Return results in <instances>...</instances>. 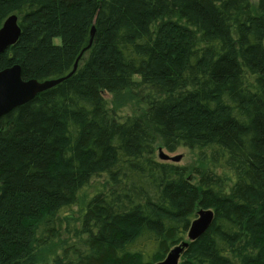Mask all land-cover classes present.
<instances>
[{
	"label": "trees",
	"instance_id": "trees-1",
	"mask_svg": "<svg viewBox=\"0 0 264 264\" xmlns=\"http://www.w3.org/2000/svg\"><path fill=\"white\" fill-rule=\"evenodd\" d=\"M12 15L0 72L60 79L83 55L0 121V264H158L200 210L214 222L180 264H264V0H0V28Z\"/></svg>",
	"mask_w": 264,
	"mask_h": 264
},
{
	"label": "water",
	"instance_id": "water-1",
	"mask_svg": "<svg viewBox=\"0 0 264 264\" xmlns=\"http://www.w3.org/2000/svg\"><path fill=\"white\" fill-rule=\"evenodd\" d=\"M21 27L17 15L10 16L0 28V56L12 46L16 45L21 37ZM95 29L92 30V38L89 47L93 43ZM88 47V48H89ZM83 55V53H82ZM82 55L77 59L73 71L66 77L52 79L40 82L38 80H24L22 77V68L20 65L5 69L0 72V121L3 117L11 113L18 107H21L33 101L39 94L46 92L65 80L72 77L79 66ZM182 156L171 157L164 153L163 149L159 150V160L178 164ZM215 219V213L212 210H200L197 218L193 221L188 231V241L172 249L168 256L158 264H180V260L188 249L191 242H195L203 237Z\"/></svg>",
	"mask_w": 264,
	"mask_h": 264
},
{
	"label": "rangeland",
	"instance_id": "rangeland-1",
	"mask_svg": "<svg viewBox=\"0 0 264 264\" xmlns=\"http://www.w3.org/2000/svg\"><path fill=\"white\" fill-rule=\"evenodd\" d=\"M254 7L257 6L258 0H251ZM105 98L109 104V107L115 111V114L119 117H127L131 115H139L145 111V104L141 100L131 97L130 95H125L120 98H115L113 95L105 94ZM139 98V97H138ZM163 149L164 153L170 155L171 157L182 156V160L178 165L180 166H197L198 160L196 152L190 149H179L175 153L167 152L161 145L156 148V157L159 159V150ZM103 178H95L90 183L89 187L81 193L80 202L76 206L72 207L69 211V215H72L71 219L74 221L79 218L85 203L87 200L97 191L102 188L104 183ZM71 235L66 234L64 239L69 241Z\"/></svg>",
	"mask_w": 264,
	"mask_h": 264
}]
</instances>
